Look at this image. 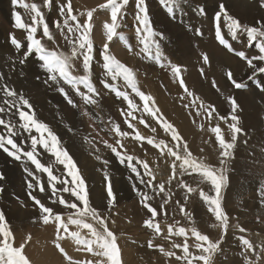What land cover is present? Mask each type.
<instances>
[{"label":"rangeland","instance_id":"rangeland-1","mask_svg":"<svg viewBox=\"0 0 264 264\" xmlns=\"http://www.w3.org/2000/svg\"><path fill=\"white\" fill-rule=\"evenodd\" d=\"M22 2L41 5V10L44 12L45 20L48 22L50 29L53 28L52 22L61 19L59 17V6L64 0H52L51 8L43 6L44 0H22ZM102 3H97L95 4L97 6L90 7L81 0H73L74 14L85 13V16L80 17L81 20L86 19L88 11L95 9L92 32L94 59L92 61L93 71L91 70V79L100 93L97 97L98 105H85L80 97L71 90L70 86L64 84L62 86L69 92L78 107L73 108L69 105L64 96L57 91L56 85L44 82L47 79V73L41 68L42 62L39 61L35 53L29 56L25 63L21 64L19 62L20 58H23L28 42L26 39L27 33L14 27V13L19 12L25 23H31V16L26 9L19 5L14 6L12 0H0V74L4 76V83L15 87L14 89L17 92L29 99L36 117L39 115L43 116L45 124L53 128L52 130H57L59 135H61L59 138L62 141V146L68 149L70 155L76 153L74 157L79 158V160L73 159L80 161L79 163L82 165L88 166V170H84V166L79 169L88 186L90 203L108 217L109 228L116 235L118 247L122 250V264H184L183 261H177L175 257L164 256L159 251V247L156 246L164 247L165 250H173L177 255H182L181 249H172L171 244L173 242L182 243L183 237L173 236L171 239H164V236L167 235L168 224H173L176 227L183 226L190 230L192 223L187 219L186 215L179 212L181 206L185 208L187 213H191L198 230L203 234L209 235L211 239L220 238V230L210 227L212 223H215L214 216L208 211V205L199 197L200 190L213 196L215 193L209 192L211 185L206 181H202L198 174L193 173L192 175L181 177L179 169H177L176 179H173L171 184L166 183L170 175V162L174 158L166 154L161 156L160 150L154 149L146 141L138 142L133 139V130L127 127L124 117L120 114L121 109L127 110V102L117 98L114 93L105 89L102 83L105 79L102 46L106 41L102 26L110 21V15L103 21L99 19L102 13L106 11V9L99 7ZM145 3L152 31L162 34V38L160 36L155 37L160 45V56L157 57L154 47L151 48V54L141 51L143 45L140 43V37L136 33V28L138 27V22L135 20L136 0H129V4L124 9L126 15L118 29V33L124 37L123 40L118 37L114 38V41L110 42L113 46L109 44V48L117 59L134 71L138 88L145 95L152 97L149 107L161 110L157 113V116L162 115L164 120L176 128L183 140L189 145V150L193 156L198 159H205L215 167H220L218 155L220 149L215 139V134L210 129L219 123L225 138L230 140L231 136L227 124L219 120L216 114L211 120H208L203 114L200 117L195 115L197 110L203 113V109H200V103L203 102L205 106L208 104L213 105L219 116L228 117L229 121L231 104L228 97L235 98L240 105V109L236 114L240 117V126L244 129V133L239 136L236 142L234 158L230 164L226 165L229 169L226 173L228 180L221 193L223 207L230 217V229L227 235L223 237V243L220 246L221 250L215 255L214 264H241L244 256L242 253L244 245L240 239L241 236L247 238L246 233H251L249 240H257L259 242L258 249L264 243V205L261 204L259 191L260 184L264 183V92H261L257 87L258 84L264 83V73H257L254 80L248 79L253 69L249 68L246 60L238 57L235 51H244L246 56L251 58L253 55L258 54L257 47L248 40L246 33L243 32H238L237 39L233 40L228 32L227 21L221 16V33L235 50L233 52L228 51L227 48L219 43L215 36V16L220 11V6L223 5L228 14L237 18L242 25L259 26L258 22H264V0H177L175 3L172 0H145ZM201 9H203V12ZM100 29L104 34L101 38L96 34ZM12 34L21 41L25 46L24 48L16 50L10 44V35ZM54 35L56 36L55 45L51 41H47L46 38H42V28L38 29L37 32V38H42L49 48H55L58 45L61 50L67 51L68 45L63 36L55 32ZM116 41L119 43L114 46ZM129 45H131V51H129ZM11 52H15L14 55ZM205 54L209 58L207 64L203 61V55ZM5 55L7 58H5ZM224 55L229 56V60L219 59L220 56ZM76 63L79 65L80 62L77 61ZM254 63L258 67L264 66L262 61H254ZM170 64L181 68L179 77L173 74L169 67ZM223 67L228 68L224 69V77ZM229 70L233 73V78L237 82H243L247 85L245 89H236L231 81L227 79L226 74ZM80 74H83L82 70ZM180 79H183L187 89L193 93L192 96H188L184 91V87L180 86ZM213 81L220 89L219 92L213 87ZM109 82L111 81L109 80ZM119 84L121 90H127L130 97L139 106L133 113L137 119L128 118L135 125L136 131H139L145 137H152L157 141L163 139L165 143H169L171 141L170 134L165 133L161 124L157 123L156 119L152 118L149 113L143 112L144 101L140 100L132 92L131 88H126L122 79ZM81 90L87 91L82 85ZM196 97H199V100H196ZM0 104H2V93H0ZM49 105L54 106V108ZM51 110H56L57 117L50 115ZM1 115L3 116V114ZM4 118L7 119L8 117L5 116ZM17 118L18 116H15V121L13 120V122L19 119ZM140 118H144L145 123L149 125L148 128L139 123ZM49 121L56 122L58 126H52ZM110 121L120 124L122 131H129L133 135L125 138L117 137L112 130ZM201 124L204 125L203 130L200 128ZM153 127L156 128V132L151 131ZM0 131H3L2 126H0ZM25 133L23 130L20 131V135L16 137L17 142L25 150H31V137L28 132L26 133L28 136ZM104 140L113 143L114 146H117L118 151L122 153L126 151L129 155L146 160L156 175V180L153 181L152 186L159 182H165V190L171 194V201L168 204H164V199L167 198L164 197V194L155 196L153 200L149 201L150 204L157 207L159 213H167L166 218L161 215L156 217V220L161 223L163 235H156L153 230L146 228L144 225V221L150 214L143 207L141 198L136 194V190L133 189L132 185L136 184L138 189L153 195L150 187L140 184L135 179V174L131 172L130 168L126 164H121L119 159L114 153L110 152L111 150L105 144L103 146L101 141L103 142ZM116 140H119L125 147L122 149L115 145L114 142ZM171 143L174 144L176 142L171 141ZM206 146L214 151L217 149L218 152L212 158L204 156V152L207 151ZM94 148H99V153H94L92 151ZM37 151L40 153L39 159H49L51 157V153L45 152L43 148L38 147ZM102 152L103 155H101ZM207 152L213 153L211 151ZM108 153L110 156H108ZM97 156L101 159L98 160ZM105 157L106 159H104ZM103 160H108L109 163L104 165ZM0 162V173L3 172L5 175V179L0 181V187L4 189L0 193V210L4 212L8 226L13 234V246L20 245L16 241L26 244L25 254L31 264H39L38 256L43 250L48 251L47 253L49 254V261L47 260L46 264H68L63 254L55 247V243L51 244L52 247L48 246L53 237H55L54 240L56 241V236L53 235L55 233H51L53 236L47 233L45 228L50 225L44 224L42 214L39 212V206L35 204L28 193L31 191L42 203L52 207L54 213L64 216L65 219H67L68 210L59 203L53 204L52 201L57 199V195L66 196L65 198L67 199L69 194L58 192L57 195H53L47 180H44L45 177L47 178L44 173H37L41 181L44 180L41 182L46 188L44 193L27 189V184L31 182L32 178L30 177L29 179L27 173L23 170L26 165L22 161L13 160L2 150H0ZM54 162V158L52 161L50 159L49 163L51 164L49 165H53ZM133 163H135V160ZM77 166L79 165L77 164ZM28 167L34 169V165H31L30 162ZM58 169H62V171H58ZM53 171L56 176L71 180L63 165L55 163ZM140 171L143 172V168H140ZM105 172L108 173L111 179L113 192L117 197L116 206L110 213L106 211L107 181L104 177ZM129 177H133V179L130 180ZM144 179L147 181L149 177L145 176ZM180 180L197 188L198 191L196 193H188L186 188L180 187ZM61 187V185H57L58 189ZM230 195L231 198L229 199ZM72 200L75 201V198L72 197ZM177 200L180 201L179 204L175 203ZM161 204H164L163 208H160ZM19 210L23 213H20ZM12 214H14L13 217ZM25 215H27L26 218ZM113 220L115 223H112ZM177 221H179V224H176ZM236 223L244 227L246 232L240 233L231 227ZM39 226L43 227L46 232ZM72 226L69 225V231L76 230V226ZM85 233L86 230H83L82 235ZM235 233L237 234L234 235ZM28 237H31V239H27ZM189 237L190 251L197 253L198 250L192 247L194 237H191L190 231ZM66 238L69 239L70 237L65 236ZM63 240L61 241V246L67 253L69 252L68 254L74 260H83L85 264H87L88 259L94 260L91 253L82 252V250L79 251L82 253H79L77 247L75 249L71 243L66 244ZM69 240L72 239L70 238ZM231 240L234 242H231ZM149 241L153 242L154 247H148ZM54 252L58 254L55 255ZM129 253L130 255H127ZM256 258L260 259L259 253ZM260 264H264V259H260Z\"/></svg>","mask_w":264,"mask_h":264},{"label":"snow or ice","instance_id":"snow-or-ice-1","mask_svg":"<svg viewBox=\"0 0 264 264\" xmlns=\"http://www.w3.org/2000/svg\"><path fill=\"white\" fill-rule=\"evenodd\" d=\"M173 3L177 0H172ZM14 6L19 5L26 9L31 16V23H25L19 12L14 13V27L16 29L24 30L27 33V47L24 51L23 58L20 59V63L26 62L29 56L35 53L39 61H41V68L47 73V79L45 83H51L57 86V91L60 92L67 103L73 108H77L78 104L69 95V92L62 86L64 84L69 85L71 90L75 92L85 105H98L97 97L100 95L97 88L91 79L92 61L94 59V44L92 39L93 32V14L95 9L86 13V19L81 20L80 17L85 16V13L80 12L74 14L73 0H64L59 6V17L53 22V28L50 29L48 22L45 20L44 12L41 10V5L36 3H23L22 0H12ZM129 4V0H106V3L99 5L101 9H106L110 12V21L103 25L104 34L106 36V42L103 43V69L105 79L102 81L103 87L109 92L114 93L117 98L127 102V110L121 109L120 114L124 117V122L129 129L134 132L133 139L138 142L146 141L148 145H151L154 149L160 150V155L165 154L174 158L170 162V175L166 183L171 184L173 179H176L177 169H179V175L181 177L185 175L198 174V177L202 181L208 182L211 187L209 192H214L215 195H210L203 190L199 191V197L208 205V211L212 213L215 218V223H212L210 227L220 230V238L211 239L209 235L203 234L195 225V220L192 218L191 213H187L185 208L181 206L179 212L187 216V219L191 221L192 226L190 230L183 226L176 227L173 224H168L167 235L164 236L165 240L171 239L173 236L183 237L182 243L173 242L171 244L172 249H181L182 255H177L173 250H165L164 247H159V251L166 257H175L177 261H183L184 264H214L215 255L221 250L220 246L223 243V237L227 235L230 229V217L222 204V189L226 185L228 177L226 175L229 170L226 165L230 164L234 158V149L236 142L241 134L244 133V129L240 126V117L236 114L240 109V105L233 97H228L231 104L230 121L228 117L219 116L216 108L208 104L205 106L203 102L200 103V109H203V113L197 110L195 115L206 116L208 120L214 118V114L218 116L219 120L224 121L228 130L231 133L230 140L225 138L222 134V130L219 124L211 127L210 131L215 134V139L218 142L220 149L219 165L215 167L212 164L206 162L205 159H198L193 156L189 150V145L183 140L181 134L176 128L169 122L163 119L162 115L157 116L159 113L158 108H150L149 102L152 101V97L145 95L137 86L134 71L117 59L110 51V42L118 37L123 40V35L118 33V29L123 22V18L126 15L124 9ZM52 0H44L43 6L51 8ZM136 15L135 20L138 22L136 33L140 37V43L143 45L142 52L151 54V48L156 50L157 57L160 56V45L155 37L162 34L152 31L150 27V20L148 15L147 5L145 0H136ZM171 11V9H170ZM203 12V9H201ZM221 16L227 21L228 32L233 40L237 39V33H246L249 41L253 42L258 49V54L253 55L251 58L247 57L244 51H235L232 45L225 39L221 33ZM216 27L215 36L219 43L223 45L228 51L233 52L241 59L246 60L247 66L253 69L249 80H254L257 73H264V66H257L254 61L264 62V22H258L259 26L242 25L241 22L225 10L224 6H220V11L215 16ZM42 28V38H46L47 41H51L56 44V36L54 32L63 36L66 44L68 45L67 51L61 50L57 45L55 48H49L42 38H37L38 29ZM146 34V35H145ZM202 35V33H201ZM10 44L14 46L16 50H20L25 46L14 35H10ZM252 46V45H249ZM129 51H131V45H129ZM79 61V65H77ZM203 61L205 64L209 62L208 56L203 55ZM173 74L177 77L181 74V68L176 65H169ZM82 70L83 74H80ZM227 79L231 81L236 89H245L247 85L243 82H237L233 78V73L229 70L227 72ZM123 80L126 88H131L132 92L144 101L143 112L149 113V115L156 119L157 123H160L165 133L170 134L171 141L176 143H165L163 139L157 141L152 137H145L136 131L135 125L129 121V117L132 120H136V116L133 113L138 109V104L130 97L127 90H121L119 81ZM109 80L111 82H109ZM4 76L0 74V93H2V104H0V126L3 131H0V150L6 153L9 157L16 161H23L26 165L24 171L28 177L32 180L27 184L28 189L39 191L44 193L46 191L45 185L41 183L40 176L37 173H44L47 176L48 185L52 189V194L57 195L58 192L68 193L69 198H65L63 195H57V199L53 200V204L59 203L63 205L67 212V222L64 216L54 213V210L50 206H46L41 202L37 196L33 195L30 191L28 195L32 198L36 205L39 206V210L42 214L44 224L53 222L56 230V243L55 247L59 249L64 258L68 261V264H85L83 260H74L61 246L60 241L65 239V236L70 237L73 242L80 246L79 250L91 253L95 258L88 259L87 264H122L121 261V249L117 244V237L113 231L109 228V219L101 210H98L96 206H93L89 200V191L85 178L81 174L76 162L73 160L69 151L62 146L60 138L57 134L45 123L37 119L36 113L33 110V106L29 99L23 94L17 92L13 87L4 83ZM180 86L184 87V91L188 96H192L193 93L187 89L183 79L179 81ZM213 87L219 92L220 89L216 86L215 81L212 82ZM81 85L87 91L81 90ZM261 92H264V83L257 85ZM199 100V97H196ZM154 103V101H153ZM87 114V113H86ZM8 117L7 119L4 117ZM18 116V122H13L14 117ZM195 122V121H193ZM112 130L117 137L125 138L133 135L129 131H122L120 124L111 122ZM139 123L143 124L145 128L149 125L145 123L144 118L139 119ZM201 130L204 129V125H200ZM28 132L31 136V150H25L17 142L16 137L20 135V131ZM71 131V129H69ZM152 132H156V128H151ZM33 132L38 135H31ZM103 143L112 153L119 159L121 164H126L130 168L131 172L135 174V179L140 184L150 187L153 195L137 188L136 184H133V189L136 190V194L141 198L143 207L150 214L144 221L146 228L153 230L156 235H163L161 230V223L156 220L158 215L162 217L167 216V213H159L157 207H154L149 201L153 200L155 196L164 194V204H168L171 201V194L165 190V182H159L155 186H152L153 181L156 180V175L150 168L149 163L146 160L139 159L133 155L127 154L125 151L122 153L118 151L117 146L113 143H109L104 140ZM115 145L119 148L125 146L116 140ZM38 147L43 148L47 153H51V156L55 158V163L63 165V168L67 171V175L71 177V180L58 177L54 174V165H49L41 161L38 157L40 153L37 151ZM100 151L99 148L96 149ZM203 151V149H201ZM97 159H101L97 156ZM135 160V163L133 161ZM34 165V169L29 168L27 165ZM104 165L109 163L108 160L102 161ZM179 162V163H177ZM143 168V172L140 171ZM145 176L149 179L146 181ZM105 180L107 181V207L106 211L111 212L116 206V194L113 192V186L108 173H104ZM5 179V175L0 173V181ZM133 179V177H129ZM195 179V177H194ZM61 185V188H57V185ZM181 188H186L188 193H196L197 188L190 186L183 180L179 181ZM4 191L3 187H0V193ZM261 204L264 205V183L259 186ZM74 197L75 201L71 198ZM175 203L179 204L180 201ZM164 204L160 205V208L164 207ZM112 223H115L113 220ZM179 224V221L176 222ZM69 225H75L76 230L69 231ZM235 230L240 233L246 232V229L239 223L232 225ZM86 230V233L82 235V231ZM189 231L191 237H194L192 247L198 250L197 253L190 251L189 244ZM63 233L64 235H62ZM27 239H31L28 237ZM244 245V256L246 264H260V259H264V243L261 244L259 249L252 241L244 236L240 237ZM14 245V237L8 226L5 214L0 210V264H31L29 258L25 254V244L21 243L19 246ZM148 247H154L153 242H148ZM259 253L260 259H257Z\"/></svg>","mask_w":264,"mask_h":264},{"label":"bare ground","instance_id":"bare-ground-1","mask_svg":"<svg viewBox=\"0 0 264 264\" xmlns=\"http://www.w3.org/2000/svg\"><path fill=\"white\" fill-rule=\"evenodd\" d=\"M78 1H80V0H78ZM82 2H84V3H87L90 7H95V6H97V5H95V4H97V3H102V2H106V0H81ZM248 5H251V4H248ZM243 6V5H242ZM244 7V6H243ZM249 8V7H248ZM244 9V8H243ZM150 11V10H149ZM103 12V11H102ZM109 15H110V12L108 11V10H106V11H104L103 13H102V15L99 17V19H101L102 21L104 20V19H106V18H108L109 17ZM153 16V15H152ZM253 16V15H252ZM108 20V19H107ZM202 20V19H201ZM53 23V22H52ZM13 26V25H12ZM103 27V26H102ZM95 33V32H94ZM96 34H98L99 35V37L101 38V37H103L104 36V34H103V31L100 29L99 31H97L96 32ZM93 36H94V34H93ZM105 40H106V36H105ZM114 41V39L112 40V42ZM106 42V41H105ZM116 43H119L118 41H116V42H114V46H116ZM111 44V43H110ZM119 45V44H118ZM111 46H113V44H111ZM2 47V46H1ZM116 49H117V47H115ZM7 49V48H6ZM5 49V50H6ZM3 50V49H2ZM11 50V49H10ZM118 50H119V48H118ZM12 51V50H11ZM114 51V50H113ZM140 51V50H139ZM115 52V51H114ZM6 53V52H5ZM9 53V52H8ZM12 53V52H11ZM10 53V54H11ZM15 53V52H14ZM14 53H12V55H14ZM17 55V54H16ZM15 55V56H16ZM11 56V55H10ZM229 57V56H228ZM228 57L227 56H220L219 57V59H225V60H229L228 59ZM5 58H7L6 57V55H5ZM19 58H20V55H19ZM161 58V57H160ZM15 59V58H14ZM21 59V58H20ZM7 60V59H6ZM17 60V59H16ZM158 60V59H157ZM1 61V60H0ZM235 61H237V60H235ZM29 62V61H28ZM32 64H34V63H32ZM164 64V63H163ZM173 64V63H172ZM5 66V65H4ZM231 66H233V65H231ZM3 67V66H2ZM11 67H12V65H11ZM18 67V66H17ZM29 68V67H28ZM226 68L227 67H223V70L225 69L226 70ZM5 69V68H4ZM19 69V68H18ZM228 69V68H227ZM7 70V69H6ZM16 70V69H15ZM156 70V69H155ZM203 70V69H202ZM225 70H224V73H223V77L225 76ZM3 71V70H2ZM93 71V70H92ZM7 72H8V70H7ZM13 73V72H12ZM16 73H17V71H16ZM194 74V73H193ZM14 76V75H13ZM7 77V76H6ZM25 77V76H24ZM13 78V77H12ZM19 78V77H18ZM11 79V78H10ZM37 79V78H36ZM225 79V78H224ZM6 80V79H5ZM25 80V79H24ZM12 81V80H11ZM27 81V80H26ZM198 81V80H197ZM4 82V81H3ZM6 82V81H5ZM15 81H13V83H14ZM190 82V81H189ZM12 83V82H11ZM18 83V82H17ZM25 83V82H24ZM201 83V82H200ZM15 84H16V82H15ZM31 84V83H30ZM94 84V83H93ZM173 85V84H172ZM176 85V84H175ZM21 86V85H20ZM144 86V85H143ZM201 86V85H200ZM25 87V86H24ZM172 87V86H171ZM13 88H15V87H13ZM141 88V87H140ZM172 88H175V87H172ZM44 89V88H43ZM179 89V88H178ZM177 89V90H178ZM17 90H19V89H17ZM174 90V89H173ZM20 91V90H19ZM171 91V90H170ZM169 91V92H170ZM22 93H23V91H21ZM46 92V91H45ZM44 92V93H45ZM182 92V91H181ZM20 93V92H19ZM46 99V98H45ZM52 101V100H51ZM158 101V100H157ZM48 102H50V101H48ZM189 102V101H188ZM47 103V102H46ZM54 103V102H53ZM157 103V102H156ZM36 104V103H35ZM50 104H52V103H50ZM39 105V104H38ZM45 105V104H44ZM46 106V105H45ZM50 107L52 106V105H49ZM53 108H54V106H52ZM36 108V107H35ZM48 108V107H47ZM45 109H46V107H45ZM44 109V110H45ZM49 109V108H48ZM160 110V109H159ZM41 111V110H40ZM46 111V110H45ZM161 111V110H160ZM159 111V112H160ZM64 112H66V111H64ZM43 113V112H42ZM50 115H52V116H55V117H57V112H56V110H51L50 111ZM44 114V113H43ZM2 116V115H1ZM200 117V116H199ZM16 119V118H15ZM18 119V118H17ZM37 119L38 120H40L41 122H43V123H45L44 122V120H43V116H41V115H39L38 117H37ZM15 121V120H14ZM18 121V120H17ZM16 121V122H17ZM49 123L52 125V126H58V124L56 123V122H54V121H49ZM88 124V123H87ZM219 124V123H218ZM51 129H53V128H51ZM56 134H57V136L58 137H60L61 135H59V133L57 132V130H53ZM27 133V132H26ZM25 133V135H27ZM29 135V134H28ZM27 135V136H28ZM31 135H38L37 133H35V132H33ZM31 137V136H30ZM30 137H28V138H30ZM31 139V138H30ZM62 142V141H61ZM101 143H103L102 141H101ZM28 144V143H27ZM98 144H100V143H98ZM100 146V145H99ZM98 146V147H99ZM103 146H104V143H103ZM106 148V147H105ZM91 149V148H90ZM102 149H104V148H102ZM135 149V148H134ZM30 150V149H29ZM68 150V149H67ZM70 150V149H69ZM105 150H107V149H105ZM136 150V149H135ZM206 150L207 151H211V152H213V153H208L207 151L206 152H204V156H208V157H210V158H212V156L213 155H215L217 152H218V150L216 149L215 151L213 150V149H211V148H209L208 146H206ZM94 153H99V152H97L96 151V149L94 148L93 150H92ZM111 152V151H110ZM107 153V152H106ZM74 154H76V153H72L71 154V156H72V158H76V159H78L79 160V158H77V157H74ZM78 155V154H77ZM101 155H103V152H102V154ZM105 155V154H104ZM2 156V155H1ZM108 156H110L109 155V153H108ZM42 157V156H41ZM53 158L54 157H49V159L48 158H43V159H41L44 163H46L48 160H49V162H50V159H51V161L53 160ZM81 158V157H80ZM55 159V158H54ZM104 159H106V157L104 158ZM3 160V159H2ZM74 160V159H73ZM209 160V159H208ZM4 161V160H3ZM7 161V160H6ZM10 161V160H9ZM75 162H76V164H78L79 166H78V168H80V167H83L84 166V170L86 169V170H88V166L87 165H82L81 163H79L80 161H76V160H74ZM11 162V161H10ZM23 162V161H22ZM49 162H47L48 164H51V163H49ZM83 162V161H82ZM206 162H207V160H206ZM6 163V162H5ZM13 163V162H12ZM46 163V164H47ZM236 163H238V162H236ZM19 164V163H18ZM54 164H55V162H54ZM53 164V165H54ZM83 164H85V163H83ZM0 165H1V162H0ZM81 165V166H80ZM235 165H237V164H235ZM4 166V165H3ZM16 166V165H15ZM21 166H23V165H21ZM28 166V165H27ZM241 166V165H240ZM92 167V166H91ZM12 168V167H11ZM4 169V168H3ZM6 169V168H5ZM8 169V168H7ZM17 169H19V168H17ZM21 169V168H20ZM60 169V168H59ZM58 169V171H62V169L61 170H59ZM91 169V168H90ZM10 170V169H9ZM24 170V169H23ZM56 170V169H55ZM54 170V171H55ZM80 170V169H79ZM81 170H82V168H81ZM4 171V170H3ZM6 171V170H5ZM4 171V172H5ZM57 171V173L59 174V172ZM89 171H91V170H89ZM6 172H8V171H6ZM24 172V171H23ZM3 173V172H2ZM10 173H12V172H10ZM14 173V172H13ZM6 174V173H5ZM23 174V173H22ZM8 176V175H7ZM96 178V177H95ZM29 179H30V177H29ZM44 180H47V178L45 177V179ZM44 180H42L41 182H43ZM92 180V179H91ZM90 180V181H91ZM6 181V180H5ZM9 182V181H8ZM16 182V181H15ZM10 183V182H9ZM12 183V182H11ZM48 183V182H47ZM28 189V188H27ZM29 191V190H28ZM34 192V191H33ZM58 194V193H57ZM66 194V193H65ZM91 195V194H90ZM96 196V195H95ZM98 196V195H97ZM66 197V196H65ZM99 197V196H98ZM227 197H228V195H227ZM231 198V195L229 196V199ZM72 199V198H71ZM93 199V198H92ZM54 207V206H53ZM55 209H57V208H55ZM66 211V210H65ZM19 212L20 213H23L21 210H19ZM36 212V211H35ZM40 212V211H39ZM38 212V213H39ZM37 213V212H36ZM60 213V212H59ZM13 215L14 214H12V217H13ZM33 215V214H32ZM36 215V214H35ZM39 215V214H38ZM18 216V215H17ZM14 217H16V216H14ZM27 217V215H25V218ZM36 217H38V216H36ZM65 221L67 222V219H65ZM36 224V223H35ZM39 224H41V223H39ZM45 225H50V226H48V227H46L45 229H46V231H47V233H50V236H56V230H55V225H54V223L52 222V223H48V224H45ZM72 226V225H71ZM73 227V226H72ZM39 228H42L43 229V231H45L44 230V228L43 227H41V226H39ZM74 230V229H73ZM45 231V232H46ZM72 231V230H71ZM28 234H29V232H27ZM44 233V232H43ZM51 233H55V234H51ZM23 234H24V232L22 233V236H23ZM62 235H64L63 233H62ZM25 236V235H24ZM48 238V237H47ZM54 238L55 237H53L52 239L54 240ZM40 239V238H39ZM67 239V238H66ZM63 240L66 244H68V243H71L72 244V246H74V248L75 247H77V249H78V245H76L72 240H69V239H67V240ZM48 240V239H47ZM51 241V243H50V245L48 244V246H51V244L53 243H56L57 241ZM17 243H18V245L19 244H21V242H19V241H16ZM15 242V243H16ZM50 242V241H49ZM147 242V241H146ZM36 243H38V242H36ZM60 243H61V241H60ZM126 243V242H125ZM46 244V243H45ZM52 244V245H53ZM26 245V244H25ZM43 246H45L44 244H42ZM62 245V244H61ZM17 246V245H16ZM31 246V245H30ZM39 246V245H38ZM26 247V246H25ZM45 247H47V246H45ZM52 247V246H51ZM125 247V246H124ZM31 248V247H30ZM49 248V247H48ZM70 248V247H69ZM68 248V249H69ZM36 249V248H35ZM76 249V248H75ZM52 250H53V248H52ZM130 250V249H129ZM36 251V250H35ZM69 251V250H68ZM78 251V250H77ZM80 251V250H79ZM78 251V252H79ZM122 251V250H121ZM31 252H32V250H31ZM48 251H46V250H43L42 251V253L38 256V263L39 264H43V263H45L47 260L49 261V254L47 253ZM55 252H57V251H55ZM54 252V254L55 255H57L56 253ZM71 252V251H70ZM72 252H74L73 250H72ZM82 252H84V251H82ZM82 252H79V253H82ZM128 252V251H127ZM130 252V251H129ZM69 253V252H68ZM75 253V252H74ZM31 254H33V253H31ZM30 254V255H31ZM52 254V253H51ZM72 254V253H71ZM85 254V253H84ZM135 254V253H134ZM54 255V256H55ZM123 255V254H122ZM127 255H130V253L129 254H127ZM140 256V255H139ZM79 258H81V257H79ZM56 259V258H55ZM95 259V258H94ZM136 259V258H135ZM51 262H52V260H51ZM63 263H66V262H63ZM46 264V263H45Z\"/></svg>","mask_w":264,"mask_h":264},{"label":"crops","instance_id":"crops-1","mask_svg":"<svg viewBox=\"0 0 264 264\" xmlns=\"http://www.w3.org/2000/svg\"><path fill=\"white\" fill-rule=\"evenodd\" d=\"M236 234H237V233H235L234 235H236ZM246 234H247V238L249 239V235H250L251 233H246ZM252 241H253L254 245L258 246V243H259V242H258L257 240H253V239H252ZM231 242H234V241L231 240ZM242 253H243V255H244V251H242ZM235 264H238V263H235ZM241 264H246L245 256L242 257Z\"/></svg>","mask_w":264,"mask_h":264}]
</instances>
